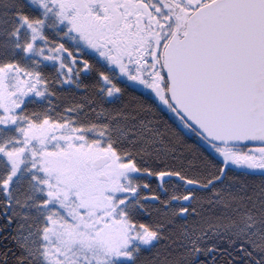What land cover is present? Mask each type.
Wrapping results in <instances>:
<instances>
[{"label": "snow or ice", "instance_id": "1", "mask_svg": "<svg viewBox=\"0 0 264 264\" xmlns=\"http://www.w3.org/2000/svg\"><path fill=\"white\" fill-rule=\"evenodd\" d=\"M0 264H264V0H0Z\"/></svg>", "mask_w": 264, "mask_h": 264}]
</instances>
